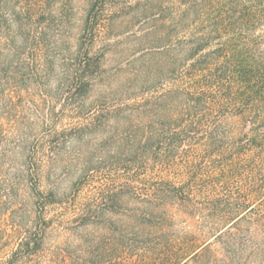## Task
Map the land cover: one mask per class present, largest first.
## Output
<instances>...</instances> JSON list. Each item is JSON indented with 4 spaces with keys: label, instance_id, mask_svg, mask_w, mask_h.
I'll use <instances>...</instances> for the list:
<instances>
[{
    "label": "rangeland",
    "instance_id": "1",
    "mask_svg": "<svg viewBox=\"0 0 264 264\" xmlns=\"http://www.w3.org/2000/svg\"><path fill=\"white\" fill-rule=\"evenodd\" d=\"M187 1L0 0V264H264V89Z\"/></svg>",
    "mask_w": 264,
    "mask_h": 264
},
{
    "label": "trees",
    "instance_id": "2",
    "mask_svg": "<svg viewBox=\"0 0 264 264\" xmlns=\"http://www.w3.org/2000/svg\"><path fill=\"white\" fill-rule=\"evenodd\" d=\"M186 11L201 28L192 34L188 45L191 54L203 52L214 40L226 36L225 42L202 53V58L211 61L198 69L201 83L205 81L201 89L215 92L228 75L249 106V98L264 89V0H191ZM217 101L208 98L207 109L219 104Z\"/></svg>",
    "mask_w": 264,
    "mask_h": 264
}]
</instances>
